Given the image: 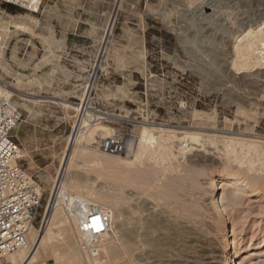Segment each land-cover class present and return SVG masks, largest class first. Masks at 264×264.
Segmentation results:
<instances>
[{"label": "rangeland", "instance_id": "rangeland-1", "mask_svg": "<svg viewBox=\"0 0 264 264\" xmlns=\"http://www.w3.org/2000/svg\"><path fill=\"white\" fill-rule=\"evenodd\" d=\"M99 2L100 15H90L94 23L84 30L87 44L79 47L80 37L70 39L69 54L84 57L86 62H67L53 67L49 52V57L42 59L38 51L42 33L49 35L41 30L40 12L31 14L16 7L8 10L0 5V89L13 96L21 111V120L11 136L21 150L20 166L39 183L42 191L33 230L41 229L49 201L57 195L62 199L61 194L53 193L67 162V175L75 176L74 180L80 185L71 191L72 198L92 193L89 202L93 203L97 201L95 193L100 187L110 194L116 192L113 184L108 185L106 179L99 176L113 175L121 166L122 162L117 163L119 158L132 162L136 148L133 145V149L128 148L122 155L107 156L99 150V145L108 137L120 135L127 144L133 143L143 128L161 130L162 135L196 134L202 143L212 141L210 146L217 143L211 147H216L212 150L218 152L219 164L215 167L218 172L225 169L221 168V162L226 155L223 151L228 149L222 141L234 139L238 141L231 157L239 162L233 165L232 171L253 188L242 189L234 210L228 207L234 229L228 237L233 246L247 249L238 264H264L261 248L264 240V70L238 74V66L231 60L239 31L264 16V0H148L147 8L139 15L127 10L146 7L142 0L138 4L136 0H122L120 6H117L118 0ZM63 10L64 6H60L59 11ZM73 70L75 75H72ZM82 102L88 106L84 115L76 109ZM83 116L86 127L82 132L92 134L93 140L81 142L83 151L76 146L78 153L75 150L73 160L67 161L70 140ZM200 142L182 145H186V151L180 155L183 160L176 159L180 160L179 165L175 160L172 168L167 164H159L162 168L157 165L161 179L180 178L186 203L193 201L199 207L204 228L194 232L197 240L193 250H134L130 257L124 250L113 248L115 252L111 253L110 248L119 244L115 239L113 245H109L108 240L97 245L98 249L89 246L98 250L93 255L83 253L72 220V205L67 208L60 201L62 205L57 207V217L62 221L59 235L52 248L39 249L32 264H217V247L225 238V228L231 225H223L209 210V178L196 174L192 165L191 169L186 168L196 154L187 148H198ZM173 145L174 150L181 147ZM90 152L96 153L95 162L89 161ZM152 162L144 161L141 166H151ZM165 167L170 169L166 168L167 171ZM204 167L195 168L197 171L211 169ZM220 192L218 190L216 195ZM102 207L110 210L108 206ZM158 237L166 242L162 235H156ZM28 243L30 246L29 240ZM103 245H107L106 248Z\"/></svg>", "mask_w": 264, "mask_h": 264}, {"label": "bare ground", "instance_id": "bare-ground-1", "mask_svg": "<svg viewBox=\"0 0 264 264\" xmlns=\"http://www.w3.org/2000/svg\"><path fill=\"white\" fill-rule=\"evenodd\" d=\"M121 1L122 0H118L117 6H120ZM262 18L264 19V16L261 17L260 20L255 22L254 24L249 23L245 25V28H242L239 31V33L241 32V34L238 37L236 36L234 39V43L236 44H233L234 52H232L233 58L231 60L233 65L238 66L237 73L240 71L238 74H245L247 72L249 73V71L255 72V70H264V21H261L263 20ZM107 33H109V31H107ZM238 38L239 40H237ZM0 41H2L1 34H0ZM9 97H10L9 92L0 89V99L9 98ZM76 109L82 110L83 106L82 107L78 106V108ZM80 115H81V111H80ZM84 127L86 126L83 116L80 120H78L76 124L75 134L70 140L69 151L67 152L66 155V159H69L67 161H70L72 157H75L72 155L77 151L75 148L76 146L77 147L79 146V149L82 148L83 151L84 147L80 145L81 142L89 143L93 140L92 134H86V132H82V129ZM174 133L162 135L161 130H159V132L157 131L154 132L152 129L143 128L138 139L133 141V143L131 142L128 144L129 149L130 148L133 149V145L134 148H136V150L134 149L135 150L134 160L132 162H126V161H122L119 158V161L117 163L118 165H120L119 162H122L121 166L118 170H116V172L113 175L99 176L101 178H105L108 185L109 184L114 185L115 187L114 190L116 191L115 193L113 192V194H110V191H108L107 189L103 190L104 187H100V189L95 193L96 194L95 200H97L94 201L95 203L89 202L90 196L93 195L92 193H89L86 196L82 194L77 196L74 195L76 198L85 201L87 204L95 205L97 207H102V205L104 207L108 206V209H110L109 211L111 213V227L109 232L112 233L111 234L108 233L107 235H105L103 241L99 245L97 244L98 246L102 245L104 242H107L108 240H109L108 244L113 245V240L117 239L119 242L118 246H116V248L110 246L112 247L110 249L112 250L114 248L113 250L115 249L124 250L123 252L127 254V256L128 255L132 256V253L133 254L135 253L134 250L152 251V250H193L194 249L195 242L197 240L196 237L197 234L194 232L195 231L197 232L198 230L201 229V227L204 226L201 225L203 221L201 220L199 207L192 200H191L192 203L190 204L186 203L185 200L186 192L183 191L182 185L179 184V181L181 179L178 177L177 178L169 177L168 179H165L166 181L165 180L163 181V179H161V174L159 175V172L157 170V165L160 166L159 164H161L164 166V164H167L168 166L171 165L172 168V164H173L172 161L177 162L178 158H182L180 157V155H183L184 150L186 151V145L182 147L183 144L187 142H190V144L199 143L201 140H199V138L195 136L196 134L190 135L191 133L184 134V132L183 134H179V133L174 134ZM207 139L208 138H206V140ZM226 139L228 140V138ZM233 140H229V141L221 140V141L223 144L224 143L226 144L225 146L228 149H230L234 146V144L236 145L237 143L236 141H238V140L236 141ZM173 144H178V146L181 147L176 148L177 150L176 149L174 150L173 146L175 147V145ZM209 144H213L212 141H210L209 143L200 142V144H198L197 146L198 148L193 147L194 149L189 145L191 148H187L188 151L190 153L194 151L196 152V154L195 156H192L190 158V160L188 161L190 162V164H188L189 167L186 168L191 169L190 167L192 165V170L194 171L195 169L194 172H196V174L201 175L202 173V175L205 174V176H207L206 178H209L208 180L210 187L209 186L208 187L211 190L210 192L211 200L208 205L209 210L212 211L213 215H215L216 218H218L223 225H231L230 227L225 228V232H226L225 238L223 239L221 245L217 247L216 250L217 259L219 260L217 264H238L240 257L244 253H246L247 249L244 247L233 246L232 239L228 237V236L231 237V234L234 233L233 223L230 221L228 215V209L229 208L232 209L237 203L239 204L238 200L239 198H241L240 197L241 193L243 194L242 189L245 188L246 191H250L252 190L251 188H253V186L251 184L249 185V183L246 184V182L243 181L245 179H242L241 177H239L237 173L232 171L233 165L236 163V160L231 157L232 151H234L235 146L233 147V150L227 149L223 151L226 152L223 153L226 155L220 154L224 156L223 158H225L223 162H221L223 166L220 164L221 168L222 167L225 168L223 169L224 171L222 170L223 172H225L223 173L221 171L218 172L217 171L218 168H215L216 164H219L217 162L219 157H217L218 152L213 151L214 149H216V147L213 148L211 146H216L215 144L217 143L211 146ZM95 157L97 156L96 153L94 152H90L88 154V158L90 159L89 160L90 162L91 160L95 162ZM144 161H146L147 163L148 161H153L152 163L154 164L151 166L146 165L147 167L143 168L142 167L143 165L141 166V164H143ZM208 162L210 163L208 164ZM68 165L69 162H67L63 167L61 171L62 174H60V177L57 181L60 184L59 186L57 184V187L55 186L54 188L55 193H53L56 194L57 192L61 194L63 200L62 199L59 200L58 195L57 196L55 195L56 196L55 199H53V201L51 200L49 201L45 211V217L41 229L33 230L32 228L29 232L28 240L30 241L31 245L29 246V243L27 242V247L25 249L16 251L8 255L6 258L8 263L23 264L24 262L33 259V257L37 255L39 249L41 248L46 249V247L52 248L56 235L58 234V231H60L59 226L60 227L62 226L61 225L62 221L57 217L58 216L57 207L59 205H62L60 201H63L65 206L69 208L70 205L72 204L71 202L72 195L74 194V193L71 194V191H74L75 189L80 187V185L78 184L79 181L77 183V181L74 180L76 179L75 176L74 177L72 176L70 178L69 177L70 175L69 176L67 175L69 168ZM75 165H77V163ZM200 166H205L207 168L210 167L211 169H207V170H211L209 171L210 173L206 175L207 170L205 171L200 170L201 172L197 171V168L195 167H200ZM160 167L158 169H160ZM166 168L169 167H165V169ZM178 173L179 171H177V174ZM224 182H228L229 184H224ZM218 185H220V187ZM218 190L221 192L219 195H216ZM188 201L190 200L188 199ZM72 216H73L72 219L73 224L75 225V231L77 233L78 224H79L78 218L75 214H72ZM57 228L58 230H56ZM113 229L117 230V232L114 231L116 233V236L115 233H113ZM156 235L158 236L162 235V237L165 238L166 242L162 241L163 238L162 239H160V237L156 238ZM71 237L73 238L72 234ZM68 239L70 240V238ZM97 245L92 244L90 246L91 247L96 246L95 248H97ZM261 245H262L261 248L264 249V240L261 242ZM106 246L104 247L106 248ZM108 250L107 252L110 253ZM113 250L111 253L115 252ZM107 255L109 256V254ZM87 260L89 259L87 258ZM97 260H99V258ZM99 263L97 262V264ZM125 264L128 263L125 262Z\"/></svg>", "mask_w": 264, "mask_h": 264}, {"label": "built area", "instance_id": "built-area-1", "mask_svg": "<svg viewBox=\"0 0 264 264\" xmlns=\"http://www.w3.org/2000/svg\"><path fill=\"white\" fill-rule=\"evenodd\" d=\"M43 2L0 0V5L38 14ZM79 106H83L79 112L85 114L86 103L82 102ZM21 117L13 96L0 99V264H9L6 260L8 255L27 247L29 232L42 199L39 183L32 180L19 164L21 150L11 136ZM99 150L107 155H122L128 150V144L120 135H113L101 141ZM71 199L79 223L77 237L81 251L93 255L98 250L90 249L89 246L99 245L109 233L111 213L76 197Z\"/></svg>", "mask_w": 264, "mask_h": 264}, {"label": "crops", "instance_id": "crops-1", "mask_svg": "<svg viewBox=\"0 0 264 264\" xmlns=\"http://www.w3.org/2000/svg\"><path fill=\"white\" fill-rule=\"evenodd\" d=\"M100 0H44L40 13L38 16V22L40 21L41 30H45L49 33L43 34L38 39V51L41 53L43 59L50 54V66L54 64H67V62L78 61L85 63V58L69 54V47L72 46L70 39L71 36H78V46L84 47L87 42L84 40V30L87 27L91 28L94 22H92L90 15L99 16ZM115 1V0H113ZM146 3V7L138 6L136 11L127 10V13H135L139 15L143 13L145 8L148 6V0H142ZM137 4L139 0H136ZM97 9H90L87 6ZM64 6L65 10L59 11V7ZM87 7V8H86ZM138 27L139 26L135 25ZM57 32V33H56ZM77 33H79L77 35ZM82 33V35L80 34ZM59 34V35H58ZM49 57V56H48ZM39 61V60H38ZM63 67L67 73H70L67 67ZM78 73L83 74L84 71L78 70ZM76 71H72V75H75ZM36 255L33 259L24 262L23 264H32L35 261ZM37 264V263H36Z\"/></svg>", "mask_w": 264, "mask_h": 264}, {"label": "trees", "instance_id": "trees-1", "mask_svg": "<svg viewBox=\"0 0 264 264\" xmlns=\"http://www.w3.org/2000/svg\"><path fill=\"white\" fill-rule=\"evenodd\" d=\"M5 8L10 10L12 8V6H9V5H5Z\"/></svg>", "mask_w": 264, "mask_h": 264}]
</instances>
